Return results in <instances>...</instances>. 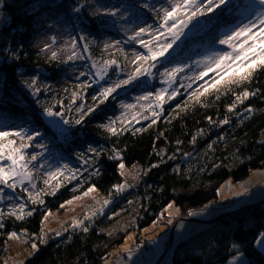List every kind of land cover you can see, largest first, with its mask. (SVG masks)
Masks as SVG:
<instances>
[{
    "label": "trees",
    "instance_id": "obj_1",
    "mask_svg": "<svg viewBox=\"0 0 264 264\" xmlns=\"http://www.w3.org/2000/svg\"><path fill=\"white\" fill-rule=\"evenodd\" d=\"M103 3L109 8L125 9L134 18H146L152 15L155 0L0 2V129L22 127L28 130L27 134L39 132L41 135L25 150L27 153L40 152L42 159L49 158L59 165L67 164L69 168L79 170L75 180H62V187L54 196L43 195L44 205L29 203V209H35L31 216L16 220L6 215L0 221L4 225L0 228V264H6L4 250L10 242L8 233L21 230L27 231L29 242L26 244L31 253L16 264H111V257L121 253L120 247L131 232H137L138 241H141V232L154 222L164 224L170 230L172 225L164 213L169 202L175 203L180 215H188L189 210L202 209L216 202L223 182L242 181L254 171L264 169V70L257 71L250 81L231 91L207 95L200 103H194L188 95L204 82L195 80L191 88H180L179 95L167 101L162 110L156 109L160 111L156 123H152L153 117L129 126L116 122L117 129L127 127L118 135H110L100 127L117 113L116 98L110 97L98 104L81 124L65 125L64 135L46 126L41 118L44 108H51L74 121L80 115L76 108L85 104L86 109L96 104L93 96L98 91L91 85L80 89L78 97L72 100L66 59L59 56L52 59L50 54L33 46L43 29L40 23L45 18L67 23L83 49L87 44L89 55L91 51L92 56L101 60L121 59L116 52L102 50L96 42L103 35L117 33L107 14L97 10V5ZM145 3L149 7L145 8ZM243 3L244 0H238L233 6L229 3L208 17L212 31L199 35L195 47H214L217 35L244 18L239 10ZM210 34L213 40L209 39ZM81 36L85 39L80 40ZM180 50L184 52L182 47ZM182 52L170 58L168 63L180 57ZM32 77L37 78L36 87L41 89L35 94L27 87ZM207 81L210 83L211 79ZM134 88L145 89L147 84L143 82ZM244 89L255 94L237 103L230 112L228 106L235 101L233 93ZM249 107L253 110L251 113L246 111ZM225 118L229 121L227 124L219 123ZM40 144L45 147L39 148ZM89 147L103 152L97 157L88 152ZM113 149L121 153L126 166L138 168L135 173L137 183L122 192L113 188L115 184L124 183L117 161L109 159ZM81 153L95 163H83ZM97 169L99 175L93 174ZM91 185H95L103 199H109L111 203L102 213L85 222L88 231L72 229L68 225L64 227L68 230L63 229L61 236L51 233L46 236L45 243L37 241V250L33 252L32 234L37 237L41 234L44 213L59 209L64 201L81 194ZM39 187H46L43 181L39 182ZM16 191L21 197L20 202H26V194L20 188ZM13 204L9 199L0 203V211L7 213ZM204 224L206 226L200 231L173 239L174 248L168 264H222L237 251L245 256L242 264H264V253L255 245L257 235L264 230V197L252 206L228 211L217 220ZM234 244L237 248L232 247Z\"/></svg>",
    "mask_w": 264,
    "mask_h": 264
},
{
    "label": "snow or ice",
    "instance_id": "obj_2",
    "mask_svg": "<svg viewBox=\"0 0 264 264\" xmlns=\"http://www.w3.org/2000/svg\"><path fill=\"white\" fill-rule=\"evenodd\" d=\"M230 0H166L167 6H162L159 9H151L159 19V23L155 26L145 25L139 27L136 31L129 37V40H134L139 44L145 52H134V59L132 64L135 66V70L132 71L126 79L120 80L119 82L108 85L107 87H102L97 95L93 96V101L96 102L92 107H87L85 109L84 105L76 108V112L80 113L79 118L74 121L68 119L63 120V124L67 125L69 123H75L77 125L81 124L86 116L93 113L98 104L104 103L109 97L117 91V89L122 86L130 84L132 81L137 80L139 77H151L153 75V69L156 68L157 63L160 62L161 58H166V54L169 50L173 48L181 37L185 35V29L189 27L194 21L200 23L201 17H207L211 14H216L222 10L223 6L229 5ZM260 7L257 9L256 6L248 5L244 9L247 15L244 16V22H240L227 31H225L221 37L218 39V44L226 46L227 50L212 52L209 55L202 57L199 61H196L198 65L203 66V71H200L194 76V80H203L204 77L208 76L209 73H213L211 82L204 80L200 88L188 93L189 99L194 103H200L202 98L206 97L211 93H220L221 90L231 91L234 87L243 85L244 83L250 81L254 74L259 70H264V0H258ZM147 8L149 5L144 4ZM78 11V9H76ZM105 14L115 16L118 14L119 9H101ZM254 12V14H252ZM149 36L148 40L143 39V36ZM85 37L81 36L80 40H84ZM120 41H113L111 44L105 43L104 48L108 49L110 47H115ZM76 38H72L70 45L71 54L67 56V61H72L74 59H82L76 52ZM49 44H45L41 51L50 49ZM65 50V49H62ZM84 50L87 51V44H85ZM123 52V49H120ZM51 58H57V52L53 51L51 53ZM113 65L118 66V62L115 59L103 60L100 64L93 62L92 67L95 69V75L99 79H103L107 74L109 68ZM187 64H175L171 67H165L160 71L159 76L161 78V83L164 85L156 89L155 92H146L143 96L139 97V100H153L154 104H148L147 110L151 113L153 117L152 123H156V120L160 117V111L162 110L164 104L174 99L179 95V89L173 87L174 82L181 78L179 74L183 73ZM85 73L81 72L80 76H84ZM94 80L93 83L98 82ZM37 78L32 77L31 82L27 83V87L33 90V94L38 93L41 89L36 87ZM81 89H87L91 87L88 81L83 82L80 86ZM191 88V85H188ZM255 93H250L247 89L239 93H233L235 96V101L233 104L228 106V110L231 112L235 109L237 103H242L243 100L247 99L250 95ZM78 93L74 92L72 94V100L74 101ZM121 107L126 111L134 108L132 104H122ZM145 105H141L144 108ZM180 106L177 105V108ZM126 111L122 112L120 116L115 119H109L106 124L100 125L105 131L110 135H118L123 131L127 130V127L122 129H117L115 127L116 121H121L122 124L126 123ZM251 113L253 110L249 107L246 110ZM44 114L51 116H60V112H53L51 108H44ZM137 117L140 119H147V116H143L140 113L133 115L132 119L136 120ZM210 119V118H209ZM229 121L227 118L219 121L221 124H227ZM58 134L64 135L66 129L63 128L59 122L50 121L49 122ZM141 129H136L135 131H140ZM28 130L22 127H17L11 130L0 131V185L12 189L15 191L18 187L20 190L26 194V202L15 203L10 206L7 213L0 211V221H2L5 216H12L16 220H24L33 214L35 209H29V203L32 205H44L45 201L43 195H55L56 192L62 187V180H75L79 175V170L69 168L67 164H63L54 168H49L44 172L43 184L46 186L43 189L36 190L37 185L35 183L34 173L37 171L36 167L32 165L33 161H37L38 157L41 156L40 152H33L30 155L26 153L32 143V141L40 136L41 134L36 131H31L30 134H26ZM195 137L193 138V142ZM39 148L43 149L45 145H38ZM211 147V145H209ZM89 153L95 156H100L103 152L102 149H97L89 147ZM80 159L85 164L95 163L91 157L85 158L84 154L81 153ZM185 155H188L185 153ZM109 159L117 161V168L121 176L125 175V163L121 153L113 149L112 155ZM43 167V165H41ZM155 167V165H153ZM93 174L99 175V171L94 170ZM26 185H30L29 188ZM4 187H0V199H2V194L4 193ZM130 185L126 183H120L113 185V188L117 192L124 191ZM50 189V191L48 190ZM96 191V186L91 185L86 191L82 192L83 196H88L90 193ZM247 192L245 188L242 192L233 193L234 196L243 195ZM80 196H73L72 200H79ZM72 200L64 201L60 205L63 209L66 205L71 204ZM111 203L109 199H104L101 202V206L98 209H94L90 213H85L83 219H73L69 227L72 229H82L84 232L88 231L85 227V222L91 220L96 215L103 212L104 208ZM172 204L166 206L167 209H171ZM208 206L205 205V208ZM179 209H176V214H179ZM192 210H189L188 215H195ZM51 215L50 211L44 213L41 226V234L37 237L35 233L32 234L31 248L33 252L37 250L38 244H43L46 242V233L43 228V221L47 220ZM169 215H172L169 213ZM169 224L172 220L169 219ZM3 223H0V228H3ZM68 229H64L67 231ZM50 232L54 230H49ZM56 236H61L60 231H54ZM23 237L24 242H29V237L26 230H21L17 233L15 231L8 233L9 239L20 240ZM258 242L264 243V234L259 238ZM232 247L237 248V245H232ZM129 256L132 255L131 251L125 249ZM240 255L237 251V256L232 257V260H237ZM23 264V262H21Z\"/></svg>",
    "mask_w": 264,
    "mask_h": 264
},
{
    "label": "rangeland",
    "instance_id": "obj_3",
    "mask_svg": "<svg viewBox=\"0 0 264 264\" xmlns=\"http://www.w3.org/2000/svg\"><path fill=\"white\" fill-rule=\"evenodd\" d=\"M237 1L238 0H230L231 6H233ZM253 4L256 6L257 9L260 7L258 0H244V6H242L241 8L239 7V10L242 14L247 15V12H245L244 9L247 8L248 5ZM162 6H167L166 0H155V3L152 5V9H159ZM105 8L111 9L113 7L109 8L105 3L97 5L98 11ZM118 9L119 12L115 16L107 14L109 20H111L110 23L114 25L115 31L117 33H109L106 36L103 35L96 42H98L99 46L102 47V50H104L105 43L111 44L113 41H120V43L117 44L115 47H110L106 50L116 52L121 59L115 57L109 58L117 60L118 66H111L104 78L99 80L95 75V69H93L92 64L93 62L100 64L103 60H101V58L98 56H92L91 51L90 55L89 53L88 55H86V52L84 51L82 45L77 39L75 50L77 52V55L79 57H82V59H74L72 61H67V56L71 54L72 49L70 46L67 48L66 46L70 45V41L72 38H75V35L70 25H68L67 23H62L60 20H57L55 18H45L41 21L40 25L43 27V29H41V33L36 37V41L33 43V46L41 51V49L44 48L45 44H49L51 46L50 49L41 52L51 55V53L55 51L57 52V56L66 59V61L68 62L67 65L69 66L67 74L71 76V79L67 77L68 83L72 85L71 94H73L74 92L78 93V91L81 89L79 86L85 81H88L92 85V87L99 92L102 87H107L110 84L126 79L127 76L135 70V66L132 64V60L134 59L133 53L146 51L134 40L130 41L129 37L139 27H143L145 25H157L159 23L158 16L152 11V15L150 17L148 16L146 18H134L129 11H126L122 8L120 9V7H118ZM252 14H254V12ZM214 15L215 14H211L207 17H201L200 23L194 21L192 24H190L189 27L185 29V35L182 36L181 40L178 41L175 45H173V48L169 50L168 54H166V58H161L160 62L157 63L156 68L153 69V75L151 77H139L137 80L132 81L128 85L122 86L121 88L117 89L115 93H113L110 98H116L115 105L118 106L117 113L113 119L120 116L122 112L126 111L121 107L122 104H132L135 106L134 108L126 111V123H124L126 126H129L131 124H137L146 120L140 119L139 117H137L136 120H133L132 117L136 113H140L143 116H147V119L151 118V113L147 110L146 106L148 104H154V101H144L139 100L138 98L143 96L146 92H155L156 89L164 86L161 83V78L159 76V73L163 70V68L171 67L175 64H187L188 67L185 68L183 73L179 74L181 78H178L173 84V87L177 89L187 88L188 85H191L195 81L194 76L200 71L204 70L202 65H198L197 63H195L196 61H199L202 57L209 55L212 52L227 50L226 46L220 45L217 42L224 32L217 35V39H215L216 41L214 40V47H195L196 40L199 35H201L203 32L210 33L212 31V28L209 26L210 23L208 22L207 18ZM240 22H244V18ZM208 36L209 39L213 40L214 37L212 38L211 34ZM142 38L148 40L149 36L145 35ZM181 47L183 48L184 52L180 50ZM120 49H123V52H121ZM179 52L180 54L182 52V55L180 57H177L175 60L171 61L172 63H168V61H170V58L179 54ZM81 72H84L85 75L80 76ZM212 76L213 73H209L208 76L203 78V80H208L209 78L211 79ZM94 80H98V82L93 83ZM143 82L147 84V88L141 90H137L134 88L135 86L143 84ZM123 94H128L130 97L125 98ZM122 95L124 97H122ZM76 97H78V95ZM83 105L85 106V104ZM141 105H145V107L141 108ZM57 117H59L62 121L64 119H67L65 115H60ZM116 122L121 121L117 120ZM4 130L5 129H0V131ZM41 159V157H38L37 161L32 162V165L35 166L37 169V171L34 173L36 177L35 183L37 185L36 190L41 189L39 187V182L44 180V172L47 171L49 168L60 166L59 163L55 160L46 158L42 159L41 161ZM41 165H43V167H41ZM137 169L138 168L135 165L125 167V175L123 176L124 183L129 184L130 187L134 186L138 181L135 176ZM61 180H63V178H61ZM242 182L244 181L234 182L231 180H227L223 182L222 185H220L218 195L221 204L233 202V200L231 199L236 198L233 193L242 192L245 189L243 187L244 185H241ZM26 186H28L29 188L31 187L30 185ZM0 187L4 186L0 185ZM77 196H80L81 198L79 200H72V198L69 199L72 200V203L66 205L63 209L59 208L57 210H50L51 215L48 217L47 220L43 221V228L44 232L47 234L46 236H49L51 233H54V231L61 232L64 227L71 224V221L74 218L83 219L85 213H90L94 209L100 208L101 202L104 200L103 195H101L98 190L90 193L88 196H83L82 193ZM240 196L241 195L237 197ZM8 199L15 204L16 202H20L21 197H19L16 190L13 191L12 189L4 187V193L2 194V199H0V203H3ZM168 204H172L173 207L171 209H167V211L164 210V213L166 215L165 219L167 221H169V219L172 220V227H175V225L177 224L175 227L176 232H188L187 234L182 236L183 238L189 236L191 233L200 231L202 228H204V226H206L204 223H206L207 220H199L193 217H188L187 215H177V207L175 203L171 201ZM196 211V213L199 214V210ZM169 213H171L172 215H169ZM183 217H188L193 220L180 219ZM166 228L167 227H165L164 224L154 222L151 226L145 228L141 232V236L143 238V240L141 241H138L137 232H131L127 236L125 242L122 244L119 250L120 252L126 253V256L115 257L114 255L119 256V253H117L114 255L112 254L113 256L111 258H113V260L120 259L116 264H168L174 245L170 246L168 250H166L169 244V232L171 230V228L170 230H167ZM50 229L54 231L50 232ZM262 234H264V230L257 235L255 239V245L262 251V253H264V243L258 242L259 238L262 237ZM151 241H153L152 244L150 243ZM146 244L149 245L148 248H144V245ZM139 246H143V248L140 249ZM125 249L130 250L132 255L129 256ZM29 253H31V249L27 246L26 242H24L23 237L20 240L10 239L9 244L4 250V262L6 264H16L18 261H23ZM239 253L240 255L237 257V260H232V257L237 256V252H235L225 263L222 264H242L245 260V256L242 252L239 251ZM160 257L162 258L158 263ZM107 264H110V262H108Z\"/></svg>",
    "mask_w": 264,
    "mask_h": 264
},
{
    "label": "crops",
    "instance_id": "obj_4",
    "mask_svg": "<svg viewBox=\"0 0 264 264\" xmlns=\"http://www.w3.org/2000/svg\"><path fill=\"white\" fill-rule=\"evenodd\" d=\"M241 185H244L243 187L247 189V192L241 195L240 197H237L233 200V202L230 203H224L221 204L219 195L218 200L216 202H212L209 205H207V208H202L204 210L198 209L199 214H197L196 210L193 212L196 213L195 215H187L188 217H193L195 219L199 220H209L215 216H219L223 213H226L228 211L236 210L240 208L241 206L252 204L255 202H258L263 198L264 194V169H259L254 171L248 178L242 180ZM234 185V184H232ZM177 225V224H176ZM175 225V227H176ZM183 225V224H182ZM174 227V230H175ZM178 233V234H176ZM188 232H176L173 231V239H180L183 238L182 236L187 234ZM163 237V236H162ZM173 243V242H172ZM172 246V245H171ZM117 263V262H116ZM115 263V264H116Z\"/></svg>",
    "mask_w": 264,
    "mask_h": 264
},
{
    "label": "water",
    "instance_id": "obj_5",
    "mask_svg": "<svg viewBox=\"0 0 264 264\" xmlns=\"http://www.w3.org/2000/svg\"><path fill=\"white\" fill-rule=\"evenodd\" d=\"M0 2H1V0H0ZM84 47H85V46H84ZM88 53H89V51L87 50V51H86V54H88ZM41 118H42V120L44 121V123L46 124V126L49 127V128L52 129V130H55V129H54L53 126L49 123L50 121H56V122H59V124H60L63 128H65V125L63 124L62 120H61L59 117H57V116H51V117H49V116L45 115V114H44V111H43V112H41ZM252 205H254V203H252V204H248V205H244V206H241L240 208H238V209H236V210L244 209V208H247V207L252 206ZM236 210H235V211H236ZM226 214H227V212H226V213H223V214H221V215H219V216H215V217H213V218L207 220L206 223H209V222L215 221V220H217L218 218H220L222 215H226ZM180 219H184V220H193V219H190V218H188V217H183V218H180ZM197 221H199V220H197ZM173 231H174V226L171 228V230H170V232H169V235H170V236H169V244H168V247H167L166 250H168V248L172 245V242H173ZM163 255H164V254H163ZM161 258H162V257L159 258L158 263L160 262Z\"/></svg>",
    "mask_w": 264,
    "mask_h": 264
},
{
    "label": "built area",
    "instance_id": "obj_6",
    "mask_svg": "<svg viewBox=\"0 0 264 264\" xmlns=\"http://www.w3.org/2000/svg\"><path fill=\"white\" fill-rule=\"evenodd\" d=\"M148 247H149L148 244L144 245V248H148ZM139 248L141 249V248H143V246H139ZM133 249H134V247H133ZM114 256H115V257H125V256H126V253L121 252V253L119 254V256H116V255H114ZM115 260H116V259L113 260V258H111V264H113V263L115 262Z\"/></svg>",
    "mask_w": 264,
    "mask_h": 264
}]
</instances>
